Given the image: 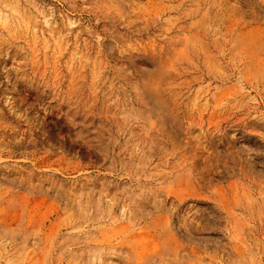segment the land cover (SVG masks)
<instances>
[{"label": "rangeland", "instance_id": "rangeland-1", "mask_svg": "<svg viewBox=\"0 0 264 264\" xmlns=\"http://www.w3.org/2000/svg\"><path fill=\"white\" fill-rule=\"evenodd\" d=\"M0 264H264V0H0Z\"/></svg>", "mask_w": 264, "mask_h": 264}]
</instances>
